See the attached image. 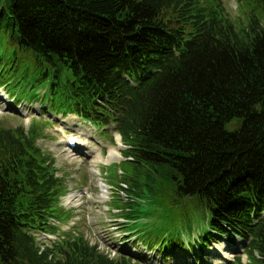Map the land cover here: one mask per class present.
<instances>
[{"label":"trees","instance_id":"1","mask_svg":"<svg viewBox=\"0 0 264 264\" xmlns=\"http://www.w3.org/2000/svg\"><path fill=\"white\" fill-rule=\"evenodd\" d=\"M252 2L259 12L239 33L217 1L0 0V32L30 56L50 106L115 125L144 189L154 196L161 182L173 202L192 201L203 245L242 237L264 264V0ZM28 134L0 130V264H141L82 237L37 244L32 229L52 228L56 178ZM160 235L147 243L163 254L185 246L177 229Z\"/></svg>","mask_w":264,"mask_h":264},{"label":"rangeland","instance_id":"2","mask_svg":"<svg viewBox=\"0 0 264 264\" xmlns=\"http://www.w3.org/2000/svg\"><path fill=\"white\" fill-rule=\"evenodd\" d=\"M216 1L222 6V14L239 33L246 31L252 12H259L252 0H200L206 7ZM12 50L1 31L0 92L6 98H0V130L22 128L28 136V132H32L30 138L40 148L41 157L53 169L56 178L53 216L48 219L52 228L48 232L32 229L37 244L53 249L64 239L82 237L110 258L124 255L141 264H171L170 260H179L183 255L209 262L212 242L218 244L224 238L216 236L215 241L203 245L201 241L207 226L199 212L189 214L192 201L173 202L172 188L161 182L157 188L153 184L154 196L144 189L143 174L138 176L132 166L124 162L122 153L126 145L115 125L102 128L72 112L55 110L50 106L46 85L35 84L30 56L20 51L15 55ZM25 58L30 64L27 70L22 65ZM65 120H72L77 126L69 128ZM234 125L227 124V128L232 129ZM69 139L75 141L74 147L69 146ZM112 148L116 149L117 158L106 160ZM132 178L140 184V190H136L138 195H131L127 187ZM102 186L107 191L106 197L100 193ZM131 196L134 197L132 201ZM168 210L173 213L166 218ZM172 228L182 233L184 248H176L168 256L162 253L157 242L154 246L147 243L148 237ZM149 239L153 242V238ZM235 240L232 244L225 240L231 256L223 264L233 263L236 256L242 264H255L252 255L247 253L246 240L242 237H235Z\"/></svg>","mask_w":264,"mask_h":264},{"label":"bare ground","instance_id":"3","mask_svg":"<svg viewBox=\"0 0 264 264\" xmlns=\"http://www.w3.org/2000/svg\"><path fill=\"white\" fill-rule=\"evenodd\" d=\"M1 93V92H0ZM6 98V96L4 95V93H1L0 94V98ZM65 124L68 125V127H73L74 125L77 126L74 122H72V120H65ZM74 128V127H73ZM120 141V140H119ZM117 154V151L115 148H112L111 150H108V154L106 155L107 158L106 160H114L117 158L116 156ZM93 158H97V156L95 155V157ZM104 185V184H103ZM104 186H102V188L100 187V193L102 195V197H106V194H107V191L104 190ZM72 198V196L70 197V199ZM225 244H226V241H222L221 243H218L217 242H212V246H211V249H209V252L210 254H212V256L210 257V260L209 262H206V261H198L196 260L194 257L192 256H183V255H180L179 257V260H170L171 262L172 261H180V262H184L186 264H223L224 261L226 259H228L229 256H231L229 254V251L228 249L225 247ZM203 259V258H202Z\"/></svg>","mask_w":264,"mask_h":264},{"label":"water","instance_id":"4","mask_svg":"<svg viewBox=\"0 0 264 264\" xmlns=\"http://www.w3.org/2000/svg\"><path fill=\"white\" fill-rule=\"evenodd\" d=\"M225 240V239H224ZM201 261V260H200ZM199 261V262H200ZM171 264H186V263H184V262H180V261H177V262H175V261H172V263Z\"/></svg>","mask_w":264,"mask_h":264}]
</instances>
